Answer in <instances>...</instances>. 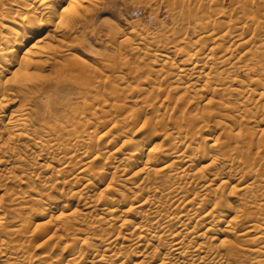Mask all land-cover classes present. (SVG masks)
Returning a JSON list of instances; mask_svg holds the SVG:
<instances>
[{
	"label": "bare ground",
	"instance_id": "6f19581e",
	"mask_svg": "<svg viewBox=\"0 0 264 264\" xmlns=\"http://www.w3.org/2000/svg\"><path fill=\"white\" fill-rule=\"evenodd\" d=\"M221 1L178 2L197 35L176 52L128 31L156 60L136 95L181 118L145 130L95 107L79 36L102 0H0L2 264H264V3L232 0L231 18ZM111 76L110 91L130 88ZM7 198L42 212L10 223Z\"/></svg>",
	"mask_w": 264,
	"mask_h": 264
},
{
	"label": "rangeland",
	"instance_id": "374dc122",
	"mask_svg": "<svg viewBox=\"0 0 264 264\" xmlns=\"http://www.w3.org/2000/svg\"><path fill=\"white\" fill-rule=\"evenodd\" d=\"M166 1L167 0H162V1L161 0L160 1L159 0L158 1L157 0H102L103 3L101 2V4L97 6V8L89 12L90 13L88 14L89 21L81 30L82 33H80L79 37L84 40L83 43L84 47L83 46L81 47L83 50L82 54H84L86 58H88L90 61L92 60L91 62L94 63V66L97 65L96 68L99 69L98 72L99 73L101 72L104 76L102 77V74L99 73L96 75L94 72L91 74L93 77H95L94 85L97 84L99 85V83L103 85L102 88L103 97L101 96L99 98H95L96 99L95 107L96 106L97 108L102 107L105 112L108 111L107 113H105L106 120L111 119L113 123L116 122L115 124H119L122 123L125 119H128L127 121H129L131 125L134 126L136 124L134 129L144 126L143 129L145 130H148L155 123H158L160 125V122L171 123V124L181 122V118L178 115L179 113L172 114L171 111H169L167 114H161V113L157 114L153 110V107H151L152 104L150 105L151 103L150 101L148 102L146 101L145 98L138 97L136 95L135 92L137 91L135 89L138 90V88L142 87V85L147 87L148 85L151 86L150 84H147V81H149L148 78H151L152 76L155 77V74L148 73V68L146 64L149 66L151 62L153 63L156 60H154L152 56L151 59L149 57L150 55L147 56L145 53L144 54L141 53V51L134 50L136 46H138L137 42L140 41L142 43L143 42L142 40L138 39L139 40L138 41L134 37H132L133 40L132 38L129 39L125 38L129 36L131 37V35H129L130 31L135 30L134 31L135 33L136 32L140 33L141 31V34L143 36L145 35L146 38L145 41L143 42L144 45L147 44L146 40L148 41L158 40L160 46H162L163 48L165 47L164 48L165 50L167 51L173 50V52L174 50L175 52L176 50L178 51L175 43H177V41H180L182 38L183 40L181 41L195 40L197 33L194 27L195 26L194 20L192 18L187 19L185 18L184 15L182 16L183 13L181 9L183 8L184 5L183 6L177 5L178 2H180V4L182 2L183 4H185L186 7V5L188 6L186 2L187 0H173L176 3L173 4L172 6L168 5V3L170 2L169 0L167 1L168 3ZM238 1H240V3H246L248 0H238ZM260 1L264 3V0H253L250 1L248 4L249 5L253 4L251 6L254 8V10H256ZM171 3H173L172 0L169 4ZM231 3L232 0H222L220 3L221 5L220 8L231 9L232 7L233 12L231 18L240 16L241 15V9L239 8L240 5L231 6L230 5ZM176 12H180V13H176ZM247 31L249 30L245 28L244 32ZM81 35H83V37H81ZM149 37H151V40ZM152 37L155 39H153ZM173 38L177 41H175ZM135 42L136 44H134ZM141 46L143 45L141 44ZM252 51H255L256 54L257 53L259 54V50L254 46L252 47ZM238 52L236 50V54ZM253 62H256V64H258L256 60H253L252 63H250L249 67L247 68L249 71H251V69H254L256 67V64L255 63L253 64ZM107 65L108 67H106ZM247 69L237 71L236 75L238 77L241 76L242 78L244 74L249 72L247 71ZM114 71H116L117 73L116 72L113 73ZM113 74L120 76L124 81L126 80L125 84L122 85L126 86L129 84L131 89L125 88L126 90H123V87L117 84V86L121 87L122 89L119 88L116 90L112 87V90L110 91L111 87L108 85L107 82L109 81L107 80H109L111 75H112L111 79H113L114 77L115 79H117L116 76ZM148 74L151 76L147 77L149 76ZM99 75L101 76L99 77ZM105 84H107L109 87ZM163 84H160L159 87L157 85L156 86L160 88V90L165 88V90L169 91V94L173 95L174 97L176 96V98L179 96V93L175 92L177 90H175L174 88L173 89L168 88L165 82ZM113 91L115 94L116 91L118 93L116 95L112 94L111 92ZM100 98L101 99L103 98V102H101L102 100L100 101ZM87 99L88 101L92 100L91 102L90 101L89 102L94 104L95 100L93 98L88 96ZM99 102L101 105L99 104ZM116 103L118 107L116 106V108H114L112 105H116ZM120 108L122 109V111ZM140 113L142 114L141 115L142 119L141 122L137 124L136 123V120L138 119L137 116H140ZM127 115L130 116L131 118L129 119ZM89 116L92 117V115ZM125 116L127 118H125ZM258 139L260 140V138ZM33 171L37 175L36 178L38 180L39 179L42 180L43 178L51 174V170L44 171V170H40L39 168H35ZM97 191L98 190L91 191L90 196L94 197V194L96 195V193H98ZM0 193L4 195L6 194L5 191H1ZM53 195L51 194L52 197ZM54 197H58V196L54 195ZM31 204H32L31 202L22 201V200L17 201V203L16 201L11 202L7 198V200H5L4 202V207H5L4 210L6 211L5 217L7 221H9L10 223L16 222V224L18 225L20 224V222H22L21 220L25 216L28 219V221H30V223L34 224L36 222L35 220L37 219V216L42 212V207ZM13 207H16L17 210L13 211L12 210ZM35 245L37 244H33L31 249L34 250ZM0 264L2 263L0 262Z\"/></svg>",
	"mask_w": 264,
	"mask_h": 264
}]
</instances>
